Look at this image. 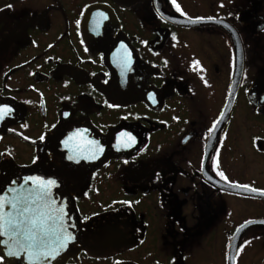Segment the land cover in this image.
<instances>
[{"label": "flooded vegetation", "instance_id": "flooded-vegetation-1", "mask_svg": "<svg viewBox=\"0 0 264 264\" xmlns=\"http://www.w3.org/2000/svg\"><path fill=\"white\" fill-rule=\"evenodd\" d=\"M0 106V198L73 237L0 264H264V0H0Z\"/></svg>", "mask_w": 264, "mask_h": 264}, {"label": "snow or ice", "instance_id": "snow-or-ice-1", "mask_svg": "<svg viewBox=\"0 0 264 264\" xmlns=\"http://www.w3.org/2000/svg\"><path fill=\"white\" fill-rule=\"evenodd\" d=\"M172 3L175 4L176 0H172ZM176 10L180 11L179 5H176ZM10 112L11 109L7 106H0V120H3ZM215 128L216 123L213 124L212 129H209V132L211 133ZM67 143L65 141L66 146ZM89 143L93 142L89 141ZM218 155L219 150H217ZM72 158V156H69V159ZM212 159L215 168L216 157L214 156ZM216 174L223 180H228L223 172H217ZM39 179L38 177H28L25 184L28 181ZM55 183L54 180L41 181L39 187L42 191L39 194L34 195L29 191L27 193L22 192L9 201L0 198V236L7 235L11 241L8 255L19 256L21 253H26L29 259L47 262L49 258H54V254H59L60 249L66 246V241L73 238L64 225V216L60 215L63 209L55 207V201L51 199L50 192L47 191V186L55 185ZM238 187L249 188V185H238ZM250 190L257 191L255 188ZM39 201L44 203L41 204ZM5 203L14 211L5 212ZM52 239L57 242L54 248L49 247V242ZM2 242L8 243V241Z\"/></svg>", "mask_w": 264, "mask_h": 264}, {"label": "water", "instance_id": "water-1", "mask_svg": "<svg viewBox=\"0 0 264 264\" xmlns=\"http://www.w3.org/2000/svg\"><path fill=\"white\" fill-rule=\"evenodd\" d=\"M231 189L232 190H234V191H237V192H244V189H242V188H240V187H238V186H231ZM241 226H243V225H241ZM240 226V227H241ZM233 245L231 246V249H232V251H233Z\"/></svg>", "mask_w": 264, "mask_h": 264}]
</instances>
